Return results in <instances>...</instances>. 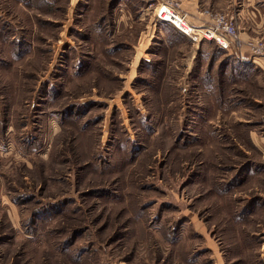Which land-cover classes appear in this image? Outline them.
Segmentation results:
<instances>
[{"label": "rangeland", "instance_id": "rangeland-1", "mask_svg": "<svg viewBox=\"0 0 264 264\" xmlns=\"http://www.w3.org/2000/svg\"><path fill=\"white\" fill-rule=\"evenodd\" d=\"M155 5L0 0V264H264V67Z\"/></svg>", "mask_w": 264, "mask_h": 264}, {"label": "built area", "instance_id": "built-area-1", "mask_svg": "<svg viewBox=\"0 0 264 264\" xmlns=\"http://www.w3.org/2000/svg\"><path fill=\"white\" fill-rule=\"evenodd\" d=\"M153 15L158 22L172 25L178 32L187 37L191 45H200L206 41L214 42L222 50H229L231 43L237 42L236 18L230 14L209 15L200 25L191 24L186 14L180 10L178 0H153ZM252 57L264 58V41L253 42L250 46ZM243 58L242 61H248Z\"/></svg>", "mask_w": 264, "mask_h": 264}, {"label": "crops", "instance_id": "crops-1", "mask_svg": "<svg viewBox=\"0 0 264 264\" xmlns=\"http://www.w3.org/2000/svg\"><path fill=\"white\" fill-rule=\"evenodd\" d=\"M183 4L188 6L184 13L191 24L200 25L204 23L203 18L199 15V5H197L196 0H187ZM238 13V17H241L239 21L246 23L245 28L241 27L239 29L237 42L231 43L230 49L227 52L233 54L237 60L242 61L246 57L255 65L264 67V58L252 57L246 47L247 42L253 36H264V0H242ZM181 37L183 38L182 35ZM193 59L191 56L187 57V61L189 62L186 66L187 68L190 64H193V61L191 62Z\"/></svg>", "mask_w": 264, "mask_h": 264}, {"label": "trees", "instance_id": "trees-1", "mask_svg": "<svg viewBox=\"0 0 264 264\" xmlns=\"http://www.w3.org/2000/svg\"><path fill=\"white\" fill-rule=\"evenodd\" d=\"M216 48H218L219 50H220V48L219 47H216ZM225 52H226V55L227 56H229V57H231V56H234L233 54H229L228 52H227V50H224ZM235 57V56H234ZM233 59V58H232ZM234 60V59H233ZM251 61H245V62H243V61H240V60H237L236 61V63H239L240 65H245V66H248V63H250Z\"/></svg>", "mask_w": 264, "mask_h": 264}]
</instances>
